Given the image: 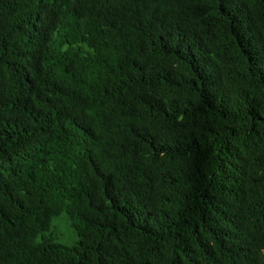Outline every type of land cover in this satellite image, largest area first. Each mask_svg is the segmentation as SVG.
<instances>
[{"label":"trees","instance_id":"obj_1","mask_svg":"<svg viewBox=\"0 0 264 264\" xmlns=\"http://www.w3.org/2000/svg\"><path fill=\"white\" fill-rule=\"evenodd\" d=\"M0 264H264V0H0Z\"/></svg>","mask_w":264,"mask_h":264},{"label":"rangeland","instance_id":"obj_2","mask_svg":"<svg viewBox=\"0 0 264 264\" xmlns=\"http://www.w3.org/2000/svg\"><path fill=\"white\" fill-rule=\"evenodd\" d=\"M52 232L59 241L68 246L74 245L79 240L65 213H61L53 220Z\"/></svg>","mask_w":264,"mask_h":264}]
</instances>
